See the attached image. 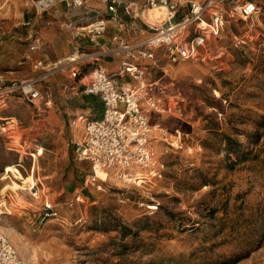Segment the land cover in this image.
<instances>
[{"label": "rangeland", "instance_id": "374dc122", "mask_svg": "<svg viewBox=\"0 0 264 264\" xmlns=\"http://www.w3.org/2000/svg\"><path fill=\"white\" fill-rule=\"evenodd\" d=\"M25 1L33 7L37 0ZM253 1L259 15L230 18L198 57L172 62L162 52L156 65L146 61L172 110L153 117L160 125L156 165L144 180L108 169L94 174L76 158L75 143L85 135H75L77 117L50 120L59 101L77 102L69 91L85 74L89 81L94 63L42 59L46 67L23 78L58 65L39 81V106L11 96L28 104V117L0 129V228L22 259L264 264V0ZM148 12L147 19L165 15ZM39 145L36 160L30 153ZM47 203L57 215L46 214Z\"/></svg>", "mask_w": 264, "mask_h": 264}, {"label": "built area", "instance_id": "2783aa9c", "mask_svg": "<svg viewBox=\"0 0 264 264\" xmlns=\"http://www.w3.org/2000/svg\"><path fill=\"white\" fill-rule=\"evenodd\" d=\"M58 1L37 0L36 7L43 12ZM64 1L68 2L71 13L77 6H84L82 0ZM107 3L113 20L123 22L119 15V7H122L133 20L140 18L144 21L145 26L139 29H148L149 36L134 42L121 38L116 46L102 47L97 38L106 32L108 18L97 10L85 9L77 19L70 15L68 26L78 29L79 35H89L100 48L94 52H73L55 64L65 66L94 57V67L83 91L98 95L104 110L101 117L86 120L85 135L75 143L76 158L90 162L94 174L98 168H103L129 181L144 180L148 174L154 173L156 165L154 134L160 125L154 123L153 117L172 110L168 89L160 79L152 77L149 62L158 63V50H162L172 62L194 59L200 55L211 35L222 31L230 18L255 17L261 9L253 0H190L188 10L179 16L183 0H143L142 3L107 0ZM160 9L165 11L162 18L147 19V10ZM133 25L136 26L134 22ZM108 54L120 58V66L115 72L96 63L99 57ZM57 66L44 75L14 80L0 87V102L6 104L10 96L17 95L39 106V81L53 73ZM37 67L45 68L46 65L39 60ZM44 209L47 215L58 214L50 203ZM0 264L42 263L22 259L0 228Z\"/></svg>", "mask_w": 264, "mask_h": 264}, {"label": "crops", "instance_id": "0c3cea01", "mask_svg": "<svg viewBox=\"0 0 264 264\" xmlns=\"http://www.w3.org/2000/svg\"><path fill=\"white\" fill-rule=\"evenodd\" d=\"M82 1L84 6H77L71 13L68 2L64 0H59L51 7L52 10L47 12H41L36 7V3L32 7L25 0H0V87L10 84L14 80L33 75L38 71L37 62L39 60L43 59L46 63L53 64L59 59L66 58L65 56L69 53L94 52L100 46L105 48L116 46L117 41L121 38L134 42L149 36L148 29H139L145 26L144 21L140 18L133 20L131 16L124 13L122 7H119V15L123 22H117L111 18L107 0ZM125 1L143 2V0ZM189 1L183 0L179 16L188 10ZM85 9L97 10L108 18L107 30L98 41L100 46L91 42L86 34L81 36L78 29L68 26L69 16L78 17ZM148 11L150 10L146 11V16L149 14ZM133 22L136 26L133 25ZM162 52V50H158L157 54ZM78 62H81L80 64L94 63V57L84 58ZM96 63L109 72H115L120 66V58L117 55L108 54L99 57V61ZM86 77V74L81 77L78 86H73L69 91V98L78 95L75 104L59 101L56 107L48 112L51 122L56 119L60 120V114L63 116L72 114L77 117L74 120L73 130L78 138L83 137L85 133L86 120L101 117L104 110L102 100L98 95L84 93L83 80ZM9 98H11L8 99L10 105L0 102V129L5 131L7 128L10 129L9 124L14 121L13 119L28 117V104L22 99L16 100L11 96ZM65 123L67 124V121ZM40 147L41 145L38 150ZM30 154L37 160L43 153L31 152ZM19 165L22 164L19 163Z\"/></svg>", "mask_w": 264, "mask_h": 264}, {"label": "bare ground", "instance_id": "6f19581e", "mask_svg": "<svg viewBox=\"0 0 264 264\" xmlns=\"http://www.w3.org/2000/svg\"><path fill=\"white\" fill-rule=\"evenodd\" d=\"M162 10H164V9H160V10H156L157 11V13H153L154 14V16H152L153 18H155V17H161V13H165V11H162ZM159 11L161 12L160 14H158L159 13ZM156 14V15H155ZM158 14V15H157ZM162 18V17H161ZM38 152H39V150H38ZM8 169H10V167H8ZM98 171L99 170H103V168H98L97 169ZM34 187V186H33ZM33 187H31V188H33Z\"/></svg>", "mask_w": 264, "mask_h": 264}]
</instances>
